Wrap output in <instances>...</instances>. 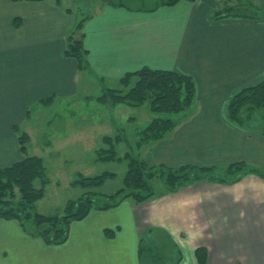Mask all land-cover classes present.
Masks as SVG:
<instances>
[{
  "label": "crops",
  "instance_id": "crops-1",
  "mask_svg": "<svg viewBox=\"0 0 264 264\" xmlns=\"http://www.w3.org/2000/svg\"><path fill=\"white\" fill-rule=\"evenodd\" d=\"M235 6L251 7L256 15L225 14ZM77 22L75 10L57 0H0V168L24 159L31 144L30 155L45 164L46 156L62 162L55 147L91 138L83 123L89 109L71 110L61 122L54 117L61 112L52 109L55 101L75 104L79 80L115 87L124 74L143 67L188 74L196 85L195 102L179 124L137 150L149 164L246 162L264 168V133L228 116L238 91L264 81V0H156L149 9L106 2L81 28L86 69L66 52ZM40 127L43 146L36 140ZM23 132L30 137L26 152ZM156 189L146 202L127 198L93 208L72 221L61 244L28 234L17 219L0 218V264H142L143 238L158 235L173 244L172 256L182 255L179 264H264V177L251 173L230 184L202 179L175 192L164 193L162 184ZM199 248L207 251L204 260Z\"/></svg>",
  "mask_w": 264,
  "mask_h": 264
},
{
  "label": "trees",
  "instance_id": "trees-1",
  "mask_svg": "<svg viewBox=\"0 0 264 264\" xmlns=\"http://www.w3.org/2000/svg\"><path fill=\"white\" fill-rule=\"evenodd\" d=\"M17 1V0H16ZM39 1V0H34ZM180 0H158L165 5H173ZM59 4L62 0H57ZM109 3L125 5L124 2L109 0ZM156 2V1H155ZM143 9V8H138ZM67 10H71L68 8ZM225 14L256 15L251 9L230 7ZM224 12H220L223 14ZM89 13L78 14V22L68 38L67 54L77 58L83 69L89 67L88 50L86 49L81 28L83 22L90 17ZM123 88L108 87L98 97L105 104L123 103L130 106H141L149 100L153 117L140 130L137 150L144 144L159 140L172 131L180 121L182 114L190 108L196 98L194 79L174 70L143 67L127 72L120 81ZM264 81L238 91L228 106L229 118L242 126H252L264 133ZM261 111V113H259ZM170 115V116H169ZM179 115V116H178ZM258 115V116H257ZM256 116L258 118H256ZM255 119L258 123L252 124ZM114 136L104 137V144L97 151L98 161L126 160L127 169L123 178V186L112 193H102L92 189L78 200L68 202L64 213L55 216L39 213L35 209L36 201L45 194V186L50 183L44 159L39 155H27L9 166L0 168V218L17 219L24 230L33 236H40L50 244L64 243L70 234L71 223L85 218L93 208L108 209L120 204L127 198L137 203L149 201L157 194L155 179L165 192H175L181 187L198 180H209L220 183H235L247 174L264 177V168L246 162H234L226 166L182 165L171 167L165 164L151 165L139 154L120 153L118 146L126 142L124 130ZM30 137L26 132L20 134L21 148L27 151ZM135 149V148H134ZM116 172H104L89 176L82 172L73 181L84 188L101 186L107 180L115 178ZM38 179L41 183L38 184ZM157 232V231H156ZM143 238L141 245L142 264H179L182 255H171L173 244L165 236ZM197 255L200 260L207 256L205 248H199Z\"/></svg>",
  "mask_w": 264,
  "mask_h": 264
},
{
  "label": "rangeland",
  "instance_id": "rangeland-1",
  "mask_svg": "<svg viewBox=\"0 0 264 264\" xmlns=\"http://www.w3.org/2000/svg\"><path fill=\"white\" fill-rule=\"evenodd\" d=\"M109 0H62V4L66 7H71L75 10L76 15L84 13L92 14L95 10H97L101 5L108 2ZM124 2L130 8H143L149 9L151 8L156 0H116ZM229 4H237L239 2H243L245 0H227ZM84 77V76H81ZM97 77H95L96 80ZM96 82V81H95ZM110 83H116L114 80L108 79ZM80 94L76 99L75 104L66 102V101H58L52 105V109L55 108L57 110H61L59 116H54L58 119V121L62 122V119H68L70 117V111L79 108H85L91 110L86 116V123L89 126L88 135H91L89 141L81 142L80 139H76L73 143H69L64 147H55L52 151L60 150L62 152L61 161L62 162H54L53 158H46V165L48 168V176L50 178V183L45 186V194L42 198L36 201L35 209L39 213L55 216L58 214H63L64 210L71 200H78L80 195H82V190L92 189V192H96L99 190L104 193H112L117 189L123 186V178L127 169L126 160L123 161H98L95 160V151L97 147L104 145V140L102 136L104 134L113 136L119 133V130H124V135L126 136V142L121 143L118 146L120 153L131 152L132 155H138L137 151V143L141 137L139 134L140 130H142L152 119L153 113L151 111L149 100L146 101L141 106H130L123 103H108L105 104L100 102L95 96H98L104 92V86L106 84L99 82H86L80 81ZM86 84V85H85ZM85 86V88H84ZM115 87L123 88L122 84L119 82ZM84 88V90H83ZM85 96H92V100L86 98ZM89 100L92 101L89 102ZM264 109V108H263ZM93 110V111H92ZM264 111V110H263ZM261 113V111L259 112ZM170 116V115H169ZM179 116V115H178ZM258 116V115H257ZM256 116V118H258ZM78 118H82L79 117ZM108 118V119H107ZM105 119L109 121H105ZM79 124H83L81 119H78ZM95 123V124H93ZM97 123V124H96ZM257 122H252V124H256ZM68 124V121L66 122ZM42 127L37 129L35 132L37 135L44 134V131L41 130ZM91 128V129H90ZM91 130V131H90ZM36 138L37 145H45L43 144L46 140L45 137L40 136ZM30 144V142H29ZM107 145V144H105ZM35 144L29 145V154H33L35 149ZM135 148V149H134ZM91 149V157H87V154ZM42 155H44L43 152ZM124 153V154H125ZM63 158L71 160V163L66 162L63 163ZM105 169L109 171H113L117 173L115 178L107 180L101 186H92L90 188H84L81 185H76L73 183L75 179L78 177L79 171H81L85 175L95 176L102 172ZM160 178L155 179L156 185H161ZM38 184L41 183V179H38ZM96 190V191H94Z\"/></svg>",
  "mask_w": 264,
  "mask_h": 264
}]
</instances>
